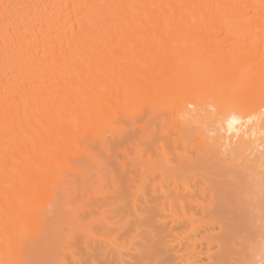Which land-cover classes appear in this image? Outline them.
<instances>
[{"label": "bare ground", "instance_id": "obj_1", "mask_svg": "<svg viewBox=\"0 0 264 264\" xmlns=\"http://www.w3.org/2000/svg\"><path fill=\"white\" fill-rule=\"evenodd\" d=\"M208 103L225 124L209 128ZM145 107L174 118L175 144L195 137L206 159L219 140L248 158L249 141L250 170L264 154V0H0V264H246L229 203H205L169 170L165 125L157 167L135 189L110 180L107 194L104 135L120 139L119 115ZM193 122L205 129L190 137ZM88 136L99 151L78 163ZM256 226L247 264H264Z\"/></svg>", "mask_w": 264, "mask_h": 264}, {"label": "rangeland", "instance_id": "obj_2", "mask_svg": "<svg viewBox=\"0 0 264 264\" xmlns=\"http://www.w3.org/2000/svg\"><path fill=\"white\" fill-rule=\"evenodd\" d=\"M229 35H231V34H229ZM229 35H228V37H227V35H225V37L227 38V40L225 39L226 44L229 43L228 44L229 46L235 45L236 42H233V40L229 39V38H232ZM232 36H233V34H232ZM225 37H223V39ZM234 37H235V39H238V43H240L239 44L240 46L239 45L238 46L241 49L242 43L245 42V39L239 38V37L236 38V36H233V39H234ZM216 38H217V36H216ZM218 39L219 40L221 39V35H220V38H218ZM223 39H221V40H223ZM225 41H221V43L219 42L218 44L220 46H223L224 43L222 44V42H225ZM239 41H242V43ZM254 47L255 46H252L250 48V49H252L251 51H253V52H255ZM245 49L248 50V48H245ZM242 51H243V49H242ZM261 51H262V49H261V47H259L258 48L259 53L258 52L256 53V55L257 54L258 55L256 56L255 61H258V59L261 57V56H259ZM260 61H262L261 59H259V63L262 64L263 62H260ZM192 107L193 106L190 105L189 109L193 110L194 107L193 108ZM208 107H209L210 111L214 108L216 109V107L210 106L209 103H208ZM144 109L145 110H143V108H141L140 109L141 111L136 112V114H131L132 113L131 112L130 114L125 113L126 115H124L122 113L119 115L118 119L120 121L119 120L117 121V119H116L115 123H117V125L115 123H113V125H115L113 127L114 128L116 127L115 130L118 132V134H119L118 136H120V133H122L121 134L122 136L120 137V139H115L117 134H112V132H110L113 129H110V131L108 130L109 132H106L104 137H107L108 140H106L105 138H104V140H106L109 143L105 144V146L107 145L106 146L107 149L104 146L105 147L104 148L105 151L103 152L104 155L101 151H99V146L97 144V143H100L101 141L97 142L98 139L96 138L97 139V140H95L96 143H94L92 139H95V138H93V137L91 138V136L90 137L88 136L87 138L88 139L90 138L92 141L90 142V141L84 139L81 142V146L82 145H83V147L85 146L84 148L83 147L81 148L83 155H81V154L79 156L77 155V157H79V158H81L83 156V159L81 158V160H80L74 156V157H72V159L74 158L73 161H75V158L77 159L78 163L86 161L87 160L86 156H85L86 153H89L91 150V152H90V153H92L91 156H95L96 155L95 151L98 150L99 152L97 151L98 152L97 154L98 155H99V153L102 154L100 156L104 157L103 159L106 161V163H107V161H109L108 166L105 165V170L107 172L106 173V176H107L106 179L108 178L107 180H109V181L106 180L107 181L106 186L107 185L110 186V189L107 186L106 192H107V194L109 193L108 195L110 196L111 192H115L114 191L115 186H116V188H119V186L121 185L120 184L121 181L119 180L120 175L123 174L122 176L125 178L126 184L128 183L127 185L131 187V186H135V183H139L141 176L145 172L147 166L155 163L154 166L157 167L156 165L160 162L159 160H161L160 159L161 156L159 155V152H158L161 150L159 144H160V142L163 141V140H160V137L162 136V139H163V137H166L169 133V142H170V144L172 142L174 143V144L173 143L171 144V147L169 145V147H170L169 151L171 152L169 157H168V159H169V170L174 171V173L177 172V175L180 177H183V176L187 177L188 179H186V183H188L195 191H198L197 193L204 195V196H202V198L204 199L205 203L210 202L212 200V198H215V197H218L219 199L220 198L225 199L229 203L230 207L227 209V212L229 215H237L238 216V218H239L238 225H237V227L239 228L238 233L242 237V239L247 241V242H245V247H244V251H245L244 262L247 264L248 258L250 259V256H251L250 251L253 250V248H252L253 242H250V238H249L251 232H253L255 230L253 228V225H255V226L257 225L256 227H258L262 230L263 234L260 235V238H258V239L260 240V242L262 241L260 243L261 246L264 244V240H263L264 239V157H263L264 154H263V156L258 157L259 160L256 158V160H258V161H256V163H252L253 164L252 166H251V163L249 162L250 163V166H249L250 170L248 169V171H247L246 168H244L245 164H243V162H245V158H247V157H242V156H240L241 155L240 154L239 155L240 158L242 157L244 161L240 160L239 157L235 160L234 156L231 155V152L233 154V151L229 149V148H231V146H233V144L231 146L228 145L229 146L228 147L227 145L226 146L224 145V144H227L228 140H226V141L219 140L218 141L219 144H217L218 146L216 148L217 154L215 155L214 160H212L209 157L207 158L208 159L207 160L206 158H204L205 155L203 154V152L206 149L203 151L201 149L202 146H200V144H199V146H197V143H199V141L198 140H197L198 142L195 141L194 136H193L194 141H192L193 138H191V140H189L190 138L188 137L189 139H187V140L189 142L186 143L187 145L183 144L181 142V140H178L177 143L175 144V139H179V138H178V132L177 133L175 132V129H177L178 125H177V122L175 121L174 118H172V119L168 118V117L166 118L165 115L160 114V112H157L156 114H151L149 108L147 109V107H145ZM216 111H217V109L215 111H212L213 113H211V112H202V113L204 114V116H207L206 114H208V113L210 115L214 116V117H212L209 114H208L209 116H207V117H209V120H208L209 123H211L214 118L218 119L220 116H223L222 115L223 112H217L216 113L217 115H216L215 114ZM251 112H252V110L247 111V112H239V113H242V115H246V114H250ZM225 114L227 116L229 115L228 112H226ZM224 116H223L224 119L222 117L219 118V119H221V118L223 119V120H220V122L221 121L223 122L222 124H225V120H226L225 117L226 116L225 117ZM210 118H213V119L211 120ZM207 119L205 118V120H207ZM217 119L214 120V121H216L217 125H216V123L212 122L211 123L212 127H210L211 124H208L210 129L211 128L213 129L216 126H218V124H221V123H218L219 121L217 122ZM203 121H201V122H203ZM203 123H201V124L198 123V124L201 127H203V129H205V126ZM194 124H195V122H193V124H192V127H193L192 130L193 131H192L191 135H188L190 137L192 135H194L195 133H197L198 129H200L198 127L199 126L198 124H195V125ZM213 124H215V126ZM164 125L168 129L167 130L168 133H166L164 131L165 130L163 127ZM221 125H219V127H221ZM208 126L206 125V127H208ZM153 127L155 129H153ZM209 128L208 129L206 128V130H205L206 132H208V134H209ZM154 130H156V132H157L156 134H155V132L151 133V131L153 132ZM162 130L164 131L166 136H164L165 134L163 135ZM210 132L212 133L213 131H210ZM211 135H213V134H211ZM215 135H213L212 137H214ZM113 136H115V138ZM156 136H158V137H156ZM150 137L155 138L156 140L159 138L160 141L158 143L151 144V138ZM113 138L117 141V143H119L118 141L122 140V138H124V140H123V142L120 141V143L118 144V147H116L117 144L116 143L113 144L114 143L113 141H115V140H113ZM117 138H119V137H117ZM221 141L224 142V144L222 142V144L224 145L222 147L219 146ZM235 142H236V140H235ZM95 144H96V147H95ZM111 144H113L115 146V148L112 147ZM243 144H244V142L242 143V147H243ZM89 145H92V146L89 147ZM101 145L102 144H100V146ZM108 145H109V147H108ZM236 145L234 147H236ZM239 145H241V143H239ZM239 145H238V148L241 149V147ZM249 145H250L249 141L246 140L245 144H244V148H242V152H244L245 155L247 154L250 157L254 153L246 152L247 149H246V151H244L246 146H249ZM156 146H158L157 149H156ZM86 147H87V149L89 148V150H87ZM101 147L100 148L103 150V146H101ZM218 147H220L221 150L220 149L218 150ZM224 147L228 148V149L226 148L227 150L224 149L226 152L223 150ZM234 147H233V150H234ZM92 148L94 149V151L92 150ZM228 150H230L231 152L229 153ZM92 151L95 154H93ZM178 151H179V153H180V151L187 153V154H185V155H187V157H185V159L184 158L181 159V157H178L181 154V153L179 154ZM175 152L177 155H175ZM221 152H223V153H221ZM200 154H201V156H200ZM205 154H206V152H205ZM218 154H220L221 157L218 158V156H219ZM105 155H107V156H105ZM185 155H183V156H185ZM222 155H223V157L225 156V158H227V160H225V158L223 159ZM255 156H257V155H253L252 156L253 158H251V159L255 160ZM249 157L247 159H249ZM218 159H220V160L218 161ZM185 160H186V164L184 163ZM211 160H212V162L215 161L216 165H214L215 163L213 164L211 162ZM223 160L225 162H223ZM195 161H196V163H193ZM232 162H235V163H232ZM226 163H231V165L232 164H234V165L233 166L230 165V167H228L229 164H226ZM72 164H75V163H72ZM211 164L214 165L213 168H211V166H210ZM76 165H78L77 162H76ZM235 165H237L236 167L239 169V171H238V169H236V167H234ZM253 166H255V167H253ZM111 167L113 168V170L115 169L112 172V174H110L112 170L109 171V169ZM150 167H152V165ZM209 167L211 169H209ZM224 167H225V169L227 167L228 168L234 167L235 171L232 170V172L237 171L240 173H238L239 175H237V172H236L234 174V176H232L231 175L232 174L231 169H230V171L227 170L229 172H226ZM252 167H253V169H252ZM116 170H117V172H120V174L117 173ZM212 170H214V171L212 172ZM114 172H116L117 175H116V173L114 174ZM230 172H231V174L229 175ZM108 175H110L111 178H109ZM115 178L118 179L119 182H118V180H116L117 182L116 183L113 182V184L115 185V186H113L112 182H110V180L114 181ZM112 186L114 188L111 190ZM131 188L135 189L134 187H131ZM189 189L191 190L190 187H189ZM108 191H110V192H108ZM261 236H262V238H261ZM262 250L264 251L263 248H260V250L258 251V253H257L258 257L261 256V254L263 252Z\"/></svg>", "mask_w": 264, "mask_h": 264}]
</instances>
